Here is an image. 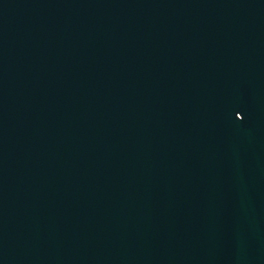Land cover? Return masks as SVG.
Listing matches in <instances>:
<instances>
[{
    "label": "water",
    "instance_id": "obj_1",
    "mask_svg": "<svg viewBox=\"0 0 264 264\" xmlns=\"http://www.w3.org/2000/svg\"><path fill=\"white\" fill-rule=\"evenodd\" d=\"M0 264H264V0H0Z\"/></svg>",
    "mask_w": 264,
    "mask_h": 264
}]
</instances>
